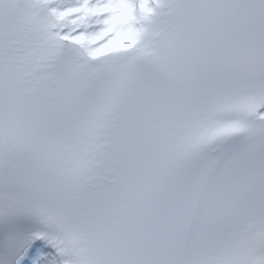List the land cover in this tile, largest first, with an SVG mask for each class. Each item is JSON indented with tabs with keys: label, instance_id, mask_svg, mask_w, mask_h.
Masks as SVG:
<instances>
[{
	"label": "snow or ice",
	"instance_id": "6c2138e0",
	"mask_svg": "<svg viewBox=\"0 0 264 264\" xmlns=\"http://www.w3.org/2000/svg\"><path fill=\"white\" fill-rule=\"evenodd\" d=\"M0 264H264V0H0Z\"/></svg>",
	"mask_w": 264,
	"mask_h": 264
}]
</instances>
